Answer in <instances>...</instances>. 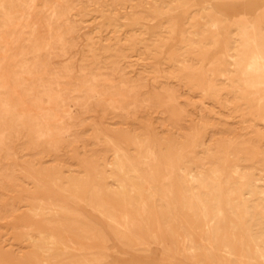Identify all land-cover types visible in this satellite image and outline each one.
Returning <instances> with one entry per match:
<instances>
[{"label":"rangeland","instance_id":"1","mask_svg":"<svg viewBox=\"0 0 264 264\" xmlns=\"http://www.w3.org/2000/svg\"><path fill=\"white\" fill-rule=\"evenodd\" d=\"M4 2L0 264H264V0Z\"/></svg>","mask_w":264,"mask_h":264},{"label":"bare ground","instance_id":"2","mask_svg":"<svg viewBox=\"0 0 264 264\" xmlns=\"http://www.w3.org/2000/svg\"><path fill=\"white\" fill-rule=\"evenodd\" d=\"M6 1V0H5ZM8 1V0H7ZM14 1V0H13ZM32 1V0H31ZM2 2H4V0H2ZM11 1H9V2H7V3H10ZM26 2V1H25ZM30 2V1H29ZM5 3V2H4ZM16 3H17V1H16ZM34 3V2H33ZM64 3V2H63ZM11 4V3H10ZM24 4V3H23ZM31 4V3H30ZM58 4V3H57ZM4 5H6V4H4ZM19 5H21V4H19ZM27 5V4H26ZM7 6V5H6ZM10 5L8 4V7H9ZM11 6H13V5H11ZM22 6H24V5H22ZM21 6V7H22ZM28 6V5H27ZM20 7V6H19ZM21 7H20V9H21ZM2 8H4V11H5V7L4 6H2ZM1 8V9H2ZM26 8H29V7H26ZM35 8V7H34ZM33 8V9H34ZM10 9H12V8H10ZM31 10H32V7H31ZM31 10H30V12H31ZM12 11V10H11ZM33 11V10H32ZM29 13V12H28ZM52 13H53V11H52ZM56 13V12H55ZM7 14V13H6ZM51 14V13H50ZM49 14V15H50ZM11 15V14H10ZM9 15V16H10ZM27 15V14H26ZM30 15H31V13H30ZM7 16V15H6ZM2 17V16H1ZM8 17V16H7ZM6 17V18H7ZM21 17V16H20ZM23 17V16H22ZM27 17H29V16H27ZM31 17V16H30ZM9 18V17H8ZM12 18H14L13 16L11 17V19ZM16 18V17H15ZM24 18H25V16L22 18L23 20H24ZM10 19V18H9ZM22 20V21H23ZM28 20V19H27ZM9 21V20H8ZM12 20H10V22H11ZM5 23V22H4ZM13 23V22H12ZM52 23H53V21H52ZM48 24V23H47ZM7 25V24H6ZM10 25H12V24H10ZM19 26V25H18ZM21 26H23V25H21ZM20 26V27H21ZM48 26H50V24L48 25ZM38 27V26H37ZM36 27V28H37ZM14 28H15V26H14ZM52 27H50V29H51ZM18 29V28H17ZM33 30H35V29H33ZM37 30V29H36ZM2 31H4V30H2ZM5 31H6V29H5ZM17 31V30H16ZM51 31H52V29H51ZM36 32V31H35ZM33 33H34V31H33ZM52 33V32H51ZM1 34V33H0ZM9 34H10V32H9ZM52 35V34H51ZM2 37V36H1ZM15 38V37H14ZM34 38V37H33ZM32 38V39H33ZM5 40V39H4ZM21 41V40H20ZM63 43V42H62ZM32 46V45H31ZM9 47V46H8ZM7 48V47H6ZM49 48H47V50H48ZM2 50V49H1ZM6 52V51H5ZM35 52V51H34ZM38 52V51H37ZM25 53V52H24ZM2 54H4V53H2ZM40 54V53H39ZM38 54V55H39ZM37 56V55H36ZM2 57V56H1ZM32 57H35V55L34 56H32ZM37 61V60H36ZM257 62L259 63V65H260V67H263V69H264V59L262 58V57H260V56H258L257 57ZM2 64H4V63H2ZM1 64V65H2ZM29 65V64H28ZM28 68V67H27ZM28 71V70H27ZM26 71V72H27ZM15 72V71H14ZM16 79H17V77H16ZM19 80H20V78H19ZM29 83V82H28ZM10 85V78H9V76L7 75V74H5V73H1L0 72V88H7L8 86ZM248 86V85H247ZM22 87V83L20 82L19 83V85H17V86H15V87H12L13 88V92L17 95V96H19L20 97V88ZM24 88V87H23ZM255 89V88H254ZM2 91H4V90H2ZM45 91V90H44ZM46 93H47V91H46ZM50 94V93H49ZM33 95V94H32ZM61 97V96H60ZM51 100V99H50ZM63 100V99H62ZM1 101V100H0ZM64 102V101H63ZM110 104V103H109ZM63 105H65L64 103H63ZM50 106V105H49ZM109 106V105H108ZM16 108V107H15ZM5 109L7 110V111H10L11 109H13V106L10 104V102L8 101V102H6L5 101ZM57 109H58V107H57ZM40 111H42V110H40ZM45 113V112H44ZM52 113H55V112H53V110L49 113V114H43L42 115V121L46 124L47 123V121H46V118H44L45 116L47 117H53V114ZM13 114H15V113H13ZM18 114V113H17ZM56 114V113H55ZM6 115L7 116H9L7 113H6ZM33 115V114H32ZM4 116H5V114H4ZM61 116V115H60ZM57 117V116H56ZM70 117V116H69ZM19 118H21V117H19ZM58 118V117H57ZM22 119V118H21ZM48 119V118H47ZM50 119V118H49ZM38 120V119H37ZM53 120H56V119H54V117H53ZM23 121V120H22ZM30 121H32L31 120V118H30ZM35 123H36V121H34ZM37 123H39L40 124V122H37ZM36 123V124H37ZM38 124V125H39ZM35 125V124H34ZM57 126V125H56ZM39 127V126H38ZM52 127V126H51ZM39 130V129H38ZM47 130H48V128H47ZM41 131V130H40ZM37 132V131H36ZM42 132V131H41ZM40 132V133H41ZM61 132V131H60ZM48 133V132H47ZM57 133V132H56ZM60 134V133H59ZM42 135V134H41ZM43 136V135H42ZM60 136H62V134L60 135ZM55 137V136H54ZM119 154V153H118ZM148 157V156H147ZM153 157V156H152ZM154 158V157H153ZM152 158V159H153ZM121 159V158H120ZM125 160V159H124ZM123 160V161H124ZM147 160V159H146ZM145 160V161H146ZM155 160V159H154ZM119 161V160H118ZM117 161V162H118ZM122 161V162H123ZM128 161V160H127ZM148 161H150V160H148ZM129 162V161H128ZM130 166V165H129ZM133 166V165H132ZM135 166H136V164H135ZM118 167V166H117ZM133 168V167H132ZM136 168H137V166H136ZM120 169V168H119ZM123 170V169H122ZM137 170H138V168H137ZM124 171V170H123ZM122 171V172H123ZM135 172V171H134ZM39 202V201H38ZM52 213V212H51ZM40 214V213H39ZM35 229V228H34ZM214 238H215V236H214ZM40 241V240H39ZM63 242V241H62ZM32 246V245H31ZM35 252V251H34ZM83 257V256H82Z\"/></svg>","mask_w":264,"mask_h":264}]
</instances>
